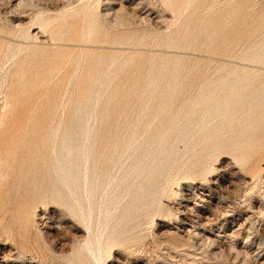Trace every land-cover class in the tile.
I'll return each instance as SVG.
<instances>
[{"label": "rangeland", "instance_id": "374dc122", "mask_svg": "<svg viewBox=\"0 0 264 264\" xmlns=\"http://www.w3.org/2000/svg\"><path fill=\"white\" fill-rule=\"evenodd\" d=\"M176 2L0 0V264H264V0Z\"/></svg>", "mask_w": 264, "mask_h": 264}, {"label": "bare ground", "instance_id": "6f19581e", "mask_svg": "<svg viewBox=\"0 0 264 264\" xmlns=\"http://www.w3.org/2000/svg\"><path fill=\"white\" fill-rule=\"evenodd\" d=\"M177 0H175V2H176ZM215 1V0H214ZM22 3H23V0H20V3H19V7L22 5ZM177 3V2H176ZM192 4H195V14H198L199 12H201L202 10H204L205 9V5H206V0H179V2H178V4L177 5H179V7H180V9H182V8H184L185 6V8H188V7H190ZM212 6V5H211ZM210 6V7H211ZM14 8H17V7H14ZM18 10V9H17ZM42 24H45V22L43 21L42 22ZM42 27V26H41ZM123 28V27H122ZM7 96H5V98H6ZM6 101H7V98L5 99ZM9 104V103H8ZM8 104H7V102L4 104L5 106L4 107H6V106H8ZM11 107V106H10ZM6 108H8V107H6ZM4 110H5V108H4ZM4 114V113H3ZM3 124V123H2ZM70 175V177L72 178V177H74V174H69ZM74 183H77V181L75 180V182ZM84 183H87V180L84 182ZM78 184V183H77ZM85 189V188H84Z\"/></svg>", "mask_w": 264, "mask_h": 264}]
</instances>
